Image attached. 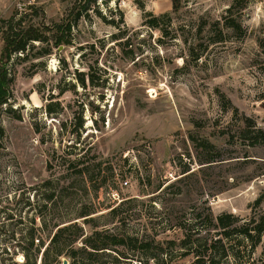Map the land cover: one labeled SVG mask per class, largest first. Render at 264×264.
I'll return each mask as SVG.
<instances>
[{"label":"rangeland","instance_id":"374dc122","mask_svg":"<svg viewBox=\"0 0 264 264\" xmlns=\"http://www.w3.org/2000/svg\"><path fill=\"white\" fill-rule=\"evenodd\" d=\"M145 2L111 0L102 13L118 20V7L125 25L94 13L59 44L54 25L74 0H0L12 93L0 116V264L24 260L33 229L45 247L56 223L74 222L52 250L80 249L85 264H264V234L253 246L216 225L225 212L240 224L264 213V143L252 144L264 130V0H151L170 14L163 30L144 25ZM9 20L44 40L4 59ZM96 230L143 246L89 255Z\"/></svg>","mask_w":264,"mask_h":264},{"label":"trees","instance_id":"16d2710c","mask_svg":"<svg viewBox=\"0 0 264 264\" xmlns=\"http://www.w3.org/2000/svg\"><path fill=\"white\" fill-rule=\"evenodd\" d=\"M111 0H74L72 7L69 9L67 15L63 17L61 23H56L54 25L57 32L61 35H57L56 40L60 44L61 42L70 43V36L72 35L73 27L78 24L82 18L90 19L95 13L96 16L103 19L105 22L115 26L120 27L122 24L125 25V15L124 11L116 7V10L119 14V19L114 18L108 19L100 8L101 5H105L107 8H110ZM173 10H177L179 0H172ZM144 10V25H147L151 28L163 30L161 27V21L163 19H170V14L168 12L162 13L160 15L154 14L152 11L145 9V6H142ZM113 12V10H110ZM229 21L226 24L230 27L236 26L241 29V25L236 23L233 18L227 19ZM6 35L4 37L5 46L3 49L4 59H9L13 52H24L27 50V47L32 41H42L44 40L43 32L39 29L29 28L25 31L24 34H21V30L13 24V20L6 21ZM64 34H68L69 38L65 39ZM84 84V79H82ZM12 93L10 90V77L8 73V68L6 62L0 65V116L3 111V107L8 103ZM251 119H246V127L242 129L243 138H248V132L250 127ZM82 125V122H81ZM254 141L252 144L264 143V130L260 127L255 128ZM5 133L4 128L0 124V137ZM113 169V168H112ZM264 203V193L261 194L254 202L255 206H260ZM91 214L89 211L84 212V216ZM216 225L223 229L224 234L232 235L234 233H239L246 240L251 241L253 246H257L264 234V213L259 217H256L255 214L249 219L240 224V220L237 216L232 213H222L216 217ZM74 223L64 224L56 223L54 225L55 232L53 233L50 242L47 246L44 247L43 237H36L42 229H33L30 236V247L22 249V255L24 260L20 263L15 261L13 258L12 264H38V259L40 257V264H49L51 261L50 257L53 256L55 264H60L61 257L65 254L73 258L69 264H85L83 260L77 258V254L80 249L72 248L68 251L63 249H56L53 251V247L60 242V237L65 233L70 226H73ZM77 226V224H75ZM83 234V233H82ZM40 236V235H38ZM36 239L40 244H35ZM134 242V243H130ZM83 251L89 255H94L95 253L106 252L108 249H112V245H123L131 246L133 248H140L143 245H140V241L136 238L130 236H119L114 234H107L101 231H94L90 236L84 240ZM187 243V239H184L183 244ZM191 264H209L206 261L198 258Z\"/></svg>","mask_w":264,"mask_h":264},{"label":"crops","instance_id":"0c3cea01","mask_svg":"<svg viewBox=\"0 0 264 264\" xmlns=\"http://www.w3.org/2000/svg\"><path fill=\"white\" fill-rule=\"evenodd\" d=\"M151 0H146L145 4H146V7H147V10H150L152 11L154 14L158 15L160 14L161 12L163 13L164 11H158L157 10V7H160L159 5H152ZM153 1V0H152ZM161 1H164V6L166 7L165 10H170V9H173V3H172V0H160ZM162 6V5H161ZM161 13V14H162ZM166 13V11L164 12Z\"/></svg>","mask_w":264,"mask_h":264},{"label":"built area","instance_id":"2783aa9c","mask_svg":"<svg viewBox=\"0 0 264 264\" xmlns=\"http://www.w3.org/2000/svg\"><path fill=\"white\" fill-rule=\"evenodd\" d=\"M125 183L127 184L128 183V180H126Z\"/></svg>","mask_w":264,"mask_h":264},{"label":"water","instance_id":"95a60500","mask_svg":"<svg viewBox=\"0 0 264 264\" xmlns=\"http://www.w3.org/2000/svg\"><path fill=\"white\" fill-rule=\"evenodd\" d=\"M67 263V261H65V264Z\"/></svg>","mask_w":264,"mask_h":264}]
</instances>
